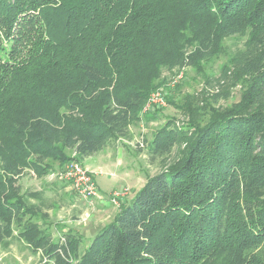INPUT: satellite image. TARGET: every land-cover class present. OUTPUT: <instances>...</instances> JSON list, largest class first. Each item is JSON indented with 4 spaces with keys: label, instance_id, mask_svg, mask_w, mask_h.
Here are the masks:
<instances>
[{
    "label": "trees",
    "instance_id": "trees-1",
    "mask_svg": "<svg viewBox=\"0 0 264 264\" xmlns=\"http://www.w3.org/2000/svg\"><path fill=\"white\" fill-rule=\"evenodd\" d=\"M186 66L228 83L167 97L185 122L147 150L172 159L87 245L54 239L52 201L21 178L128 139L162 70ZM15 238L44 264H264V0H0V247Z\"/></svg>",
    "mask_w": 264,
    "mask_h": 264
},
{
    "label": "rangeland",
    "instance_id": "rangeland-1",
    "mask_svg": "<svg viewBox=\"0 0 264 264\" xmlns=\"http://www.w3.org/2000/svg\"><path fill=\"white\" fill-rule=\"evenodd\" d=\"M229 52L242 47L243 39L230 37L226 39ZM225 58H219L205 69L212 76L219 75V68ZM218 77V76H217ZM160 87L153 89L144 103L139 118L130 125V137L120 138L117 146H106L89 158L82 157L79 163L92 174L97 188V196L86 205L72 187L62 178V169L37 178L32 173L24 175L20 182L23 188L43 189L45 195L52 201L54 207L49 210V217L45 221L55 237L66 231L76 232L80 236H90L99 227L110 222L119 209L121 202L129 201L144 184L146 177L160 171L168 163L174 151L166 158L155 156L151 158L147 150V141L151 139L156 128L163 126L168 119L172 120L176 128L183 126L185 117L182 113L168 105L167 97L180 101L186 94H196L201 90L206 93L219 92L228 82L220 80L212 86L206 84L201 75L190 66L164 68L160 74ZM240 86L230 89V96L226 99L218 98L215 105H226L237 101ZM161 98V100H156ZM77 161V160H75ZM114 191H122L123 195L112 202L110 195ZM109 205L103 210H96L105 199ZM111 203V204H110ZM91 204L95 205L91 210ZM93 205V206H94ZM54 239H57L55 238ZM91 237V236H90ZM90 239H83L82 245H87ZM1 251V250H0ZM0 257V264H44L29 248H22L19 241L14 243ZM2 259V260H1Z\"/></svg>",
    "mask_w": 264,
    "mask_h": 264
},
{
    "label": "built area",
    "instance_id": "built-area-1",
    "mask_svg": "<svg viewBox=\"0 0 264 264\" xmlns=\"http://www.w3.org/2000/svg\"><path fill=\"white\" fill-rule=\"evenodd\" d=\"M156 100H161V98ZM61 175L65 181L72 185L82 199L90 202L97 196V188L91 172L78 161L68 162L63 167ZM121 195H123L122 191H114L111 193L110 198L113 203L117 204L119 200L117 198Z\"/></svg>",
    "mask_w": 264,
    "mask_h": 264
},
{
    "label": "crops",
    "instance_id": "crops-1",
    "mask_svg": "<svg viewBox=\"0 0 264 264\" xmlns=\"http://www.w3.org/2000/svg\"><path fill=\"white\" fill-rule=\"evenodd\" d=\"M115 146H117V144H116ZM89 157H90V155L85 156L84 159H85V158H89ZM97 195H98V194H97ZM95 197H96V196H95ZM95 197H94V198H95ZM94 198L92 199V202L94 201ZM83 201L85 202L86 200H83ZM88 203H89V201H87L85 204L88 205V206H90ZM101 203H102L101 205L96 206V210H103V212H104L105 209L107 208V206L109 205V201H108V199L106 198V199H105L103 202H101ZM110 204H111V203H110ZM93 205H94V204H93ZM93 205L91 204V206H92V207H90L91 210H94L93 208L95 207L96 204H95L94 206H93ZM99 228H100V227H99ZM52 235L54 236L53 233H52ZM93 235H94V234H93ZM93 235H90L91 237H90L89 235H88V236H84V237L81 236V237H82V239H84V238H85V239H90V238H92ZM54 237H55V236H54ZM57 237H58V235H57ZM14 241H19V242H20L21 249H22V248H26V247L24 246V243H23L21 240L15 238V239H13V241L11 242V244H10L7 248L0 247V250H1V251H0V257H3V254H6L5 251H6V250H7V249H8V248L14 243ZM1 260H2V259H1Z\"/></svg>",
    "mask_w": 264,
    "mask_h": 264
}]
</instances>
